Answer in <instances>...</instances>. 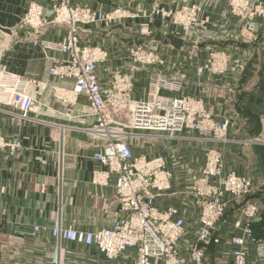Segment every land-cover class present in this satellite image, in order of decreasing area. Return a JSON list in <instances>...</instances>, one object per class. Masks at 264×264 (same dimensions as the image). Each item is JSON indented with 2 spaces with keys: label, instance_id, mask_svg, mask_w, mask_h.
<instances>
[{
  "label": "crops",
  "instance_id": "obj_1",
  "mask_svg": "<svg viewBox=\"0 0 264 264\" xmlns=\"http://www.w3.org/2000/svg\"><path fill=\"white\" fill-rule=\"evenodd\" d=\"M28 1L0 0V70L47 81L49 86L41 108L27 119L0 103V135L22 141L16 156L0 152V264H13L17 256L33 261L51 253L58 244L72 245L77 255L94 258V264H134L131 250L106 262L91 248L82 253L75 243L59 242L51 236L50 229L57 221L76 229L108 223L117 216L118 205L111 184L94 185L90 180L92 170L100 165L91 158L99 143L87 130L95 122L89 115L87 99L79 96L75 104H70L52 95V85L73 86V81L48 73L64 54L49 49L46 43L58 41L66 30L59 24L35 29L23 23ZM74 1L101 10L122 7L137 15L118 24L99 22L77 28L81 44L98 45L107 52L106 60L98 65V76L105 85H110L117 64L125 62L122 56L127 45L136 40L153 45L164 42L159 50L166 56L167 67L161 71L153 68L152 73L145 69L133 73L135 89L131 97L175 96L177 92L170 88L151 83V76L158 74L181 83V93L192 100L201 99L213 120L229 116L222 140L185 128L172 138L162 135L155 141L138 136L143 142L132 147L135 154H163L180 162L173 169L170 189L156 197L158 207L172 205L185 220L180 253L184 254L185 247L196 240L199 211L189 190V175L200 173L208 150L219 151L224 172L234 171L252 180L254 188L246 199L259 207L255 221H260L261 214L264 217V17L257 19L256 38L245 43L228 14L227 0H164L168 8L191 1L199 3L202 15L210 19L208 29L214 33L211 38L204 32L207 26L183 34L180 26L151 11V0ZM144 30L151 32L150 40L146 41ZM209 56L222 61L219 72L197 73L196 68ZM255 126H261V130ZM257 131L259 140L254 139ZM225 200L226 210L215 231L219 242L204 246L206 264H232L228 241L240 233L234 223L240 217L242 201L229 195ZM34 226L39 230L35 231ZM261 234L264 237V220ZM247 255V264H264L258 261L252 244H247Z\"/></svg>",
  "mask_w": 264,
  "mask_h": 264
},
{
  "label": "built area",
  "instance_id": "obj_2",
  "mask_svg": "<svg viewBox=\"0 0 264 264\" xmlns=\"http://www.w3.org/2000/svg\"><path fill=\"white\" fill-rule=\"evenodd\" d=\"M36 1L26 6L24 20L28 24L38 25L43 22L41 17H50L53 21L66 23L69 28L62 43L53 47L64 54V58L55 62L49 74L69 79L73 81V86L53 85L52 95L62 103L70 104H75L79 96L87 99L89 115L95 121L87 130L99 143L91 158L100 165L99 169L92 170L90 180L94 185L111 184L118 205L117 216L108 223L93 229H76L62 226L57 221L50 229L51 236L59 242L68 241L91 248L106 262L132 249L136 255L135 264H206L205 248L201 244L219 242L215 231L225 213L228 203L225 195L228 194L242 201L239 205L240 217L234 223L240 233L232 235L228 241L232 264H247V244L254 246L259 260L264 262V237L258 238L251 226L259 208L246 199L254 184L249 177L234 171L224 172L221 155L213 149L207 151L200 173L189 175V190L199 211L198 228L195 230L196 243L181 254L179 243L185 232V220L177 208L172 205L158 207L155 200L157 195L170 189L173 169L180 162L174 158L169 160L163 154H135L126 140L127 136L121 135L124 131L113 120L110 110L127 108L128 118L123 126L140 138L155 134L172 138L183 129L192 128L222 140L229 121H210L201 99L192 100L181 93L133 100L130 97L132 84H129L120 89L122 97L114 96L111 87L102 85L92 52L79 45L76 26L96 21L112 23L127 16L125 12L121 9L98 11L75 5L70 0ZM227 9L242 41L249 43L254 40L257 19L264 17V6L256 0H227ZM201 10L197 2L179 3L169 8L164 5V0H154L153 4V12L160 19H169L180 26L183 34L207 26L204 32L211 38L214 33L208 29L210 19L203 16ZM46 86L45 82L0 70V103L11 106L19 118L27 119L31 112L41 108ZM168 88L180 89L175 82ZM21 148L19 137L6 139L0 135V152L5 156L14 157ZM33 229L38 231L39 227L34 226ZM62 251V246L58 244L44 258L49 264H94L96 261L76 253L73 258L67 259Z\"/></svg>",
  "mask_w": 264,
  "mask_h": 264
},
{
  "label": "rangeland",
  "instance_id": "obj_3",
  "mask_svg": "<svg viewBox=\"0 0 264 264\" xmlns=\"http://www.w3.org/2000/svg\"><path fill=\"white\" fill-rule=\"evenodd\" d=\"M32 1L37 2L36 0H30V1L27 2V4L29 2H32ZM256 1H259V3L264 6V4L260 0H256ZM70 2L75 4V5H79L81 7L82 6L83 7H90L91 9L98 10V11H103V12H108V11H111V10H114V9L123 10L127 16H122L121 19L114 20L112 23H117L118 24V23H121L124 19H128V18L129 19H135V18H137L136 14L130 13L127 9L122 8V7H117V8H113V9H110V10H101V9L93 8V7L88 6V5L79 4V3H77L74 0H70ZM151 3L153 5L154 4V0H151ZM26 6L24 8L23 16H22V22L25 23L26 25L37 29V28H40V27H45V26H47L49 24H59V25H62L65 28V30H66L65 34H63L62 37L58 41H54V42L50 41V42L46 43V44H48L47 47L49 49H53V47L55 45H60V43H62L63 38L67 35L68 29H69L67 24L64 23V22L53 21V19L50 18V17H45V18L41 17V20H43V22L38 24V25L28 24V22H26L24 20V15H26V12H27ZM174 6H176V5H174ZM152 10H153V6H152L151 11ZM95 23H99V22L98 21L93 22V24H95ZM78 26H76V27L78 28ZM143 33H144L143 34L144 36L148 37L146 39V41L151 39V37H152L151 36V32H149L148 30H144ZM76 36L79 39V35L77 34V30H76ZM161 44H164V42H160L159 45H153V44L142 43L141 41H137L136 40L135 43L127 45L126 48L124 49V51H125L124 53L125 54L123 53V56H122V57L125 56V62L117 64L116 69H114V71H113V73H115V74L112 77V79H111V81L109 83L110 84L109 86L105 85L106 83H104L103 79L99 78L101 80L102 85H104L105 87L106 86L107 87H111L114 96L122 97L123 93L120 91V89L124 85L132 84L131 85L132 86L131 87L132 90L130 91V97H131V92H133L134 89H135V78L133 76V73H137L138 71H141V69H145V71H147V73H152L153 68H157V69H159L161 71L163 68L165 69L167 67L166 56L163 55L160 52V50H159V46ZM79 45L87 47L90 50V52H92V56H93V58H95L94 60L96 62L97 73H101L100 69L98 68L99 67L98 65L106 60L107 52L105 50H103L101 47H99L98 45H89V44L83 45L80 42H79ZM160 47H162V46H160ZM229 49H230V47H229ZM214 51H216V49ZM60 60H62V59H60ZM54 65H55V63H53V65L49 68L48 73L53 68ZM222 65H223V63H222V61L219 58H216L215 56H214V58L212 56H209V59L207 58L205 60V62L203 63V65H201V66L196 68V72L197 73H218L219 70L221 69ZM1 70H3V69H1ZM154 73H158V72H154ZM17 75H19V74H17ZM20 76L21 77H25V76H22V75H20ZM25 78H28V77H25ZM28 79L45 82L46 85H47L46 88L49 86L47 81L39 80V79H36V78H28ZM174 82L177 85H179L180 89L178 91L175 90V89H171V88L170 89L172 91L177 92V94L181 93V83L173 81V80L164 79L163 76H159L158 74L154 75L153 77L151 76V83L153 85H155V86H159V87L161 86V87H167L168 88V85L169 84H173L174 85ZM113 86H115V87H113ZM64 88H66V87H64ZM181 94L184 95L183 93H181ZM184 96H186V95H184ZM131 99L136 100V99H134L132 97H131ZM206 113L208 114L210 121L216 122V120L212 119V113L208 109H206ZM110 115L112 116L114 121L118 122L121 125L119 127H120V129H122L125 132V135L127 136L126 140L131 144V147L134 148V147L137 146L138 143L140 144L141 142H143L142 141L143 139H140L138 137V134H136L135 132H132L131 130H129V129H127V128H125L123 126V125H126V121H127V118H128V109L127 108L119 107V108H117V109H115L113 111L110 110ZM221 119L229 121V116L224 115L223 117H221ZM222 120H220V121H222ZM255 128L257 130L258 129L261 130V126L259 128L257 126H255ZM227 129H228V127H227ZM259 133H260V131H257V135H256V137L254 139H256V140H259V138L261 139V137L258 138ZM159 137L160 136H158L156 134L155 135H150V136L147 137L148 139L146 141H155ZM144 138H146V137H144ZM226 195H228V194H226ZM258 214H259V212H258ZM199 245H200V243H199ZM71 246L72 245H70V244H68V245L63 244V247H62L63 248V251H62L63 257H66L67 259H69V258H73V254L74 253L77 254V251L74 250L73 249L74 247H71ZM76 246H78V245H76ZM201 246L204 247L205 245L203 246L201 244ZM78 248L80 249V251L82 253L83 252H86V253L88 252V251L85 250V248H87V247L78 246ZM68 250L71 251L72 253L71 254H70V252L67 253ZM17 257H16V259H15L13 264H48L49 263V261L45 260V258H44L45 255H42L41 257L39 256L37 258H34L33 261H30V262L28 260H24L23 257L20 258V259H18ZM75 258H77V257H75ZM62 260L65 261V259H62Z\"/></svg>",
  "mask_w": 264,
  "mask_h": 264
},
{
  "label": "bare ground",
  "instance_id": "obj_4",
  "mask_svg": "<svg viewBox=\"0 0 264 264\" xmlns=\"http://www.w3.org/2000/svg\"><path fill=\"white\" fill-rule=\"evenodd\" d=\"M121 135L125 136V133L121 132ZM157 196H158V195H157ZM157 196H156V197H157ZM156 197H155V200H156ZM175 208H176V207H175ZM198 214H199V213H198ZM254 222H257V221L254 220L252 223H254ZM258 222H260V221H258ZM185 230H186V229H185ZM184 234H185V232H184ZM254 234H255V233H254ZM261 235H262V234H261ZM195 237H196V236H195ZM262 237H263V235H262ZM262 237H261V238H262ZM261 238H260V239H261ZM183 239H184V235H183V238L181 239V241H180V243H179V251L181 250V247H180V246H181V242H182ZM195 243H196V240H195L194 244H195ZM59 245H60V244H59ZM192 245H193V244H192ZM190 246H191V245H190ZM187 247H189V246H186L185 249H186ZM185 249H184V252H185ZM128 250H131V251H132V254H133V256H134V264H135V259H136V258H135V256H136V255H135V251H133L132 249H127L126 251H128ZM126 251H125L124 253H126ZM124 253H123V254H124ZM255 253H256V251H255ZM123 254H122V255H123ZM122 255H121V256H122ZM121 256H119L118 258H120ZM247 256H248V255H247ZM256 257H257L258 261H260L259 258H258V256H257V253H256ZM118 258H116V259H118ZM116 259L109 260V261H107V262H111V261H114V260H116Z\"/></svg>",
  "mask_w": 264,
  "mask_h": 264
},
{
  "label": "water",
  "instance_id": "obj_5",
  "mask_svg": "<svg viewBox=\"0 0 264 264\" xmlns=\"http://www.w3.org/2000/svg\"><path fill=\"white\" fill-rule=\"evenodd\" d=\"M252 228H253V232L256 234V236L258 238H261V222H254L251 224Z\"/></svg>",
  "mask_w": 264,
  "mask_h": 264
},
{
  "label": "trees",
  "instance_id": "obj_6",
  "mask_svg": "<svg viewBox=\"0 0 264 264\" xmlns=\"http://www.w3.org/2000/svg\"><path fill=\"white\" fill-rule=\"evenodd\" d=\"M261 222L264 220V217L262 216V214H261V217H260V219H259Z\"/></svg>",
  "mask_w": 264,
  "mask_h": 264
}]
</instances>
